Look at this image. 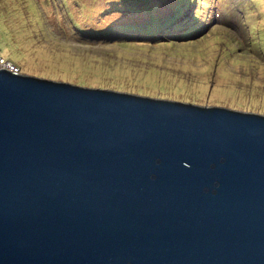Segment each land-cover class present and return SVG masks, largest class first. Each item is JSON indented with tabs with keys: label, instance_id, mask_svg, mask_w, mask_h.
I'll return each instance as SVG.
<instances>
[{
	"label": "water",
	"instance_id": "1",
	"mask_svg": "<svg viewBox=\"0 0 264 264\" xmlns=\"http://www.w3.org/2000/svg\"><path fill=\"white\" fill-rule=\"evenodd\" d=\"M0 264H264V116L0 67Z\"/></svg>",
	"mask_w": 264,
	"mask_h": 264
},
{
	"label": "rangeland",
	"instance_id": "2",
	"mask_svg": "<svg viewBox=\"0 0 264 264\" xmlns=\"http://www.w3.org/2000/svg\"><path fill=\"white\" fill-rule=\"evenodd\" d=\"M122 1L0 0V56L23 75L134 93L143 76L153 98L264 115V0H200L177 33L123 41Z\"/></svg>",
	"mask_w": 264,
	"mask_h": 264
},
{
	"label": "clouds",
	"instance_id": "3",
	"mask_svg": "<svg viewBox=\"0 0 264 264\" xmlns=\"http://www.w3.org/2000/svg\"><path fill=\"white\" fill-rule=\"evenodd\" d=\"M178 1L179 0L169 1L166 4H165V2L162 3V4H165L161 8L163 10L160 9L159 11L156 12V9L154 8L153 14H152V12H147V11H145L146 14H144L145 13L144 11L143 12H137L133 16H130V19L128 21L124 22V23H128V24H132L131 26H133L134 24H138V25L144 26V27H141V26L138 27V28H146L147 31H145L144 33L140 32L138 30V28H137V30H135L133 32H131V30H128V29L125 30V29H121L120 28L117 35L121 36L122 38L123 37H127V36H131L133 38H137V39H141V40H151L152 38L155 39V38H158V37L164 39L166 36H168L166 34V31H172L173 32L175 29L176 30L177 29H181V30L184 29L183 27L185 26V24H187L188 22H190L192 20H197L198 14L200 13L199 11H197V7L200 5V0H181V2H183V4L186 7H184L182 5V7H181L182 10H180V11H178L177 8L175 9V8L172 7V6L177 7V5L179 3ZM184 1H186V2H184ZM167 9H170L168 13H166ZM161 11H164L165 16H163V14H162ZM191 12H192V14H191ZM155 14L161 15L159 17H156L157 19H161V18H165V19H163V20H155V22L153 20H148L149 18H151ZM171 14L173 16H171ZM188 15H190V16L187 17ZM182 16H185V17H182ZM170 17L173 20L172 19L170 20ZM174 17H177V18L174 20ZM167 21H171V22L168 23V26L166 27V29H160V28H158L159 26H161V24H164ZM172 21L174 23L177 22L179 24L178 27L175 28L176 24H173ZM156 25H159V26L158 27H155ZM167 28H168V30H167ZM198 28H200V27L198 26ZM198 28L197 27H192L190 30L187 31L186 34H188L189 32L192 33L194 29H197L198 30ZM152 29H154V30H152ZM199 31H201V28L199 29ZM144 37H148V38H151V39H148V38L147 39H142ZM123 39H122V41H123ZM0 59H2L4 62L6 61L8 63H11L10 61L2 58L1 56H0ZM18 69L20 71V68L19 67H18ZM18 75H23V74H21V71H20V73H18ZM161 100H163V99H161ZM164 100H166V99H164ZM173 101H176V100H173ZM191 104H193V103H191ZM201 106H203V107H210V106H205V105H201ZM212 107H215V106L212 105ZM217 108H222V107H217ZM226 109H229V108H226ZM229 110H231V109H229ZM231 111H238V110L234 109V110H231ZM238 112H240V111H238ZM242 113H245V112H242ZM247 113H252V114H255V115L256 114H259V113H253V112H247ZM259 115H261V114H259ZM262 116H264V115H262Z\"/></svg>",
	"mask_w": 264,
	"mask_h": 264
},
{
	"label": "trees",
	"instance_id": "4",
	"mask_svg": "<svg viewBox=\"0 0 264 264\" xmlns=\"http://www.w3.org/2000/svg\"><path fill=\"white\" fill-rule=\"evenodd\" d=\"M179 3H178V5H177V7H175V6H172L173 8H177V10L178 11H180V10H182V5L184 6V7H186L184 4H183V2H181V0H179L178 1ZM184 2H186V1H184ZM162 3H164V1L163 2H158V1H156V0H123L122 2H121V4H117V3H115L114 4V6H113V9H114V11L115 12H117L118 14H126V15H128L129 17L130 16H133L134 14H136L137 12H145V11H147V12H152V14H153V10H154V8L156 9V12L157 11H159L160 9L158 8L159 6H161V5H164V4H162ZM144 9V10H143ZM169 10L170 9H167V11H166V13H168L169 12ZM131 15H130V14ZM160 15L159 14H155L154 16H152L151 18H149L148 20H153L154 22H155V20H163V19H165V18H161V19H157L156 17H159ZM177 17H174V20L176 19ZM173 20V19H172ZM125 22V20L122 18V19H116V20H113L110 24H113L114 26V28H112V29H115V28H117L118 30L121 28V29H128V30H131V32H133V31H135V30H137V28L139 27V26H141V27H144V26H142V25H138V24H134L133 26H131L132 24H128V23H124ZM171 21H167V22H165L164 24H161V26H159V25H156L155 27H158V28H160V29H166V27L168 26V23H170ZM173 22V21H172ZM173 24H176V26H175V28L176 27H178V23L176 22V23H174L173 22ZM154 27V28H155ZM107 28H108V31H110V30H112V29H110V27H109V25L107 24ZM138 30L140 31V32H142V33H144L145 31H147V29L146 28H138ZM152 30H154V29H152ZM167 30H168V28H167ZM181 29H175L173 32L172 31H166V34L167 35H169V34H173V33H177V31H180ZM101 31H105V30H101ZM199 31V29L197 30V29H194L193 30V32H192V34H196L197 32ZM99 33H100V31H99ZM124 38V39H123ZM122 39L123 40H126V39H136V38H133V37H131V36H127V37H123ZM148 37H144V38H142V39H147ZM148 39H151V38H148ZM151 40H155V39H151ZM138 75V74H137ZM139 76V75H138ZM137 76V77H138ZM148 81H155V80H153V79H150V78H148V77H141V79H140V89H143V93L142 92H136V93H134L135 91L134 90H136L135 89V87L133 86L132 87V89H130V91H125V92H128V93H131V94H133V95H139V96H142V97H150V98H153V97H151L150 96V94L151 93H153V94H156V93H158V91L160 90V91H162L163 92V90H161V89H159V90H153V88L151 89V88H147L146 86H147V83L146 82H148ZM73 84V83H72ZM141 84H145V86H143V85H141ZM78 86V85H77ZM83 87H85V86H83ZM131 90H133L134 92H131ZM112 91V90H111ZM124 92V93H125ZM161 95V94H160ZM155 99H157V98H155Z\"/></svg>",
	"mask_w": 264,
	"mask_h": 264
},
{
	"label": "built area",
	"instance_id": "5",
	"mask_svg": "<svg viewBox=\"0 0 264 264\" xmlns=\"http://www.w3.org/2000/svg\"><path fill=\"white\" fill-rule=\"evenodd\" d=\"M0 67L7 68L12 74L15 75L19 73V69L17 66L6 61L4 62L2 59H0Z\"/></svg>",
	"mask_w": 264,
	"mask_h": 264
}]
</instances>
